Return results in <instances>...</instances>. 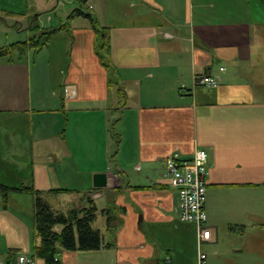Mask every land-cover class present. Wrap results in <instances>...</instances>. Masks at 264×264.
I'll return each instance as SVG.
<instances>
[{
    "label": "crops",
    "instance_id": "0c3cea01",
    "mask_svg": "<svg viewBox=\"0 0 264 264\" xmlns=\"http://www.w3.org/2000/svg\"><path fill=\"white\" fill-rule=\"evenodd\" d=\"M18 1L27 12L44 4ZM46 6L33 19L67 27L36 54L0 60V115L12 118L0 143L24 131L32 154L17 164L0 155V181L31 182L62 212L87 200L62 208L52 197L65 192L51 189L83 193L114 217L110 227L103 213L95 219L99 249L59 248L60 264H197L198 248L207 264H264V0H86L83 12L109 28L112 69L95 52L90 18L69 19L78 0ZM114 6L115 26L105 15ZM194 74L220 82L194 86ZM38 145L46 155H33ZM195 149L207 153L199 244L164 169L172 151L190 158ZM96 173L106 185L94 186ZM33 201L0 195V264L19 253L45 264L34 253Z\"/></svg>",
    "mask_w": 264,
    "mask_h": 264
},
{
    "label": "trees",
    "instance_id": "16d2710c",
    "mask_svg": "<svg viewBox=\"0 0 264 264\" xmlns=\"http://www.w3.org/2000/svg\"><path fill=\"white\" fill-rule=\"evenodd\" d=\"M82 5L86 0H78ZM85 15L90 18L92 27L96 35L100 38V42L95 46V52L101 64L107 69H112L110 59V37L109 28L107 26H98L97 21L90 14L83 12L79 8L72 10L69 16ZM38 15V14H35ZM63 27V25H53L42 27L32 18L29 25L30 35L21 42H15L9 46L0 47V57L7 60L13 58L16 53L17 58L23 57L30 52L32 55L38 53L43 47L47 46L54 34ZM111 83V80H109ZM19 191L32 194L33 201V227L40 242L34 247L35 256L44 260L45 264H60L56 258L59 248L65 250H97L102 245V236L97 228L93 227L99 212L106 214L107 225L110 227L114 220L111 210H99L94 201L87 196V205L81 208H71L66 212H62L52 208V206L44 199L41 190L35 189L29 183L19 181L14 184L4 183L0 181V195L6 203L9 192ZM54 192H67V188H54ZM58 226V229L55 227ZM109 229V228H108Z\"/></svg>",
    "mask_w": 264,
    "mask_h": 264
},
{
    "label": "built area",
    "instance_id": "2783aa9c",
    "mask_svg": "<svg viewBox=\"0 0 264 264\" xmlns=\"http://www.w3.org/2000/svg\"><path fill=\"white\" fill-rule=\"evenodd\" d=\"M219 82L218 75H193L194 86L214 87ZM65 91L67 93V90ZM164 169L170 185L178 193V217L181 221L190 222L196 226L199 244L203 226L207 219L205 211L207 153L204 149H195L190 158H185L178 150H174L164 158ZM197 257V264H207V254L202 252L200 248H198ZM15 262L16 264H35L34 258L24 253L17 254Z\"/></svg>",
    "mask_w": 264,
    "mask_h": 264
},
{
    "label": "rangeland",
    "instance_id": "374dc122",
    "mask_svg": "<svg viewBox=\"0 0 264 264\" xmlns=\"http://www.w3.org/2000/svg\"><path fill=\"white\" fill-rule=\"evenodd\" d=\"M35 1L36 0H30L29 5H31L32 2L35 3ZM47 2H49V3L54 2L55 3V0H47V1L44 0V4H42V6H34L35 4H32L33 8L30 7L28 12H27V7H26V5H24L23 2H21V4H20V1H18V0H0V47L9 46L10 44H13L15 42H21V41L26 40L31 33L29 30H27L26 27L28 25H30V23L32 22L33 15H34L35 11H37L36 9L45 10L48 7H50V6H46ZM76 4H77V2H76ZM77 7H80V6L78 5ZM86 8L87 7H84L82 5V8H80V10L82 9V11H86L88 9V8L87 9ZM30 11H31V13H30ZM108 11H105V15H106V17H109V19H110L109 23H111V25H113V26H115L117 23L119 24L121 19H122L121 9L118 6H114V7H112V9L109 12ZM28 13H30V14H28ZM42 13H44V12H42ZM40 20H41L40 21L41 26H43L44 24H47L48 21L46 20V14H43L41 16ZM50 23L53 25L55 23H58L57 18L55 16H53V19ZM97 25L103 26L106 24H103L101 21H99L97 23ZM97 39H98L97 43H99L100 38L98 37V35H97ZM5 59L6 58H4V57H0V60H5ZM7 117L10 118V115ZM7 117L5 115H0V126L8 124V122H6ZM10 119L12 120V118H10ZM29 124H30L29 122H26L24 127L27 126V128H28ZM112 134H114L113 131H112ZM25 135H26V133L24 131L22 133H16V135L14 134V136H16V138H14L12 136L13 139L11 138L12 142L10 144L4 145L3 143H0V155L2 157H6V159L11 161V162H15L16 164L19 163V161L22 160V158L25 156H27V160L31 162L32 154H31V147H30V145H31L30 136L26 141L25 137H24ZM38 148H40V149H38ZM36 149H37L36 152L33 153L34 156L46 155V154H44L45 150H42L43 145H38L36 147ZM17 181L18 180H16V182ZM25 183H27V182H25ZM81 198L87 199V197H85L83 195V193L82 194H80V193L75 194V193L65 192L61 196L59 194V195H57V197H55V196L52 197V199H53L52 201L55 204L62 205V208H64L65 205H67L68 207H73L74 205H77V203L80 202ZM104 215H106V214H104ZM93 226L94 227H101L100 220L94 221Z\"/></svg>",
    "mask_w": 264,
    "mask_h": 264
},
{
    "label": "water",
    "instance_id": "95a60500",
    "mask_svg": "<svg viewBox=\"0 0 264 264\" xmlns=\"http://www.w3.org/2000/svg\"><path fill=\"white\" fill-rule=\"evenodd\" d=\"M104 185H106V174L96 173L94 175V186L99 187V186H104Z\"/></svg>",
    "mask_w": 264,
    "mask_h": 264
}]
</instances>
